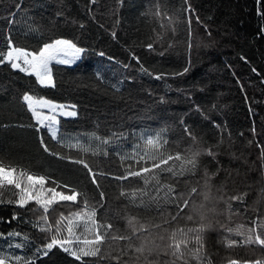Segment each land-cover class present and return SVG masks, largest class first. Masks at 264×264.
Returning <instances> with one entry per match:
<instances>
[{
  "label": "trees",
  "instance_id": "obj_1",
  "mask_svg": "<svg viewBox=\"0 0 264 264\" xmlns=\"http://www.w3.org/2000/svg\"><path fill=\"white\" fill-rule=\"evenodd\" d=\"M258 8L264 4L257 0H0V50H6L8 38L28 50H38L51 39L66 38L85 50L73 66L51 65L54 87H42L34 76L0 65V163L16 168L17 173L24 170L45 176L47 188L65 194H71V189L86 192L97 208L98 219L110 220L123 233L127 231L126 212L158 222L155 206L152 211L134 206L125 209L127 201H121L116 183H109L111 177H98L100 188H96L82 165L45 153L40 137L55 151L73 158L83 156L94 170L122 173L129 163H136L131 159L134 145L139 144L141 155L149 147L140 140L142 133L164 130L183 152L191 144L183 131L188 126L198 139L197 147L216 153L213 158L202 152L198 174L186 173L188 182L180 184L183 191L197 187L202 192L204 170L216 172L209 189L213 198L209 207L214 204L216 213L209 214L211 227L203 234L205 264L264 258L259 246L246 245L241 242L244 237L227 232L240 224L246 231L257 216L264 218V34L260 33L264 16L258 15ZM157 10L160 16L155 15ZM149 43L152 49L147 47ZM25 92L75 105L77 116L59 119L61 138L83 143L92 134L110 138L112 144L102 146L110 156L62 148L46 128L37 132L22 100ZM92 143L95 146L98 141ZM116 151L119 155L127 152L129 159L122 162ZM179 165L177 161L175 167L179 169ZM101 190L105 200H100ZM19 195L14 186H0V253L19 255L33 264H116L112 256L118 248L110 249V241L102 246L103 258L82 256L77 260L58 245L43 254L42 245L50 241L52 233L33 227L43 210L34 201L19 207L15 203ZM232 195L242 199L230 200ZM78 202L79 208L67 202L52 205L50 222L61 213L67 216L83 208V200ZM192 202L205 203L202 194H193ZM161 204L166 211L175 212L172 204ZM63 224L61 235L66 238V220ZM198 224L199 217L191 223L179 221L184 227ZM15 232L21 236L8 237ZM75 236L93 238L80 223ZM148 239L160 243L159 233L153 232ZM227 239L240 243L229 247ZM17 243L25 247L9 248ZM140 243L135 241L136 246ZM67 246L84 245L75 241ZM166 259L170 257L163 254H153L147 261L126 255L121 264H165Z\"/></svg>",
  "mask_w": 264,
  "mask_h": 264
},
{
  "label": "snow or ice",
  "instance_id": "obj_2",
  "mask_svg": "<svg viewBox=\"0 0 264 264\" xmlns=\"http://www.w3.org/2000/svg\"><path fill=\"white\" fill-rule=\"evenodd\" d=\"M257 3L264 4V0H257ZM15 7L19 8L20 5L16 4ZM257 12L258 15L264 16V8H258ZM60 14L57 12V15ZM147 14L151 15V10ZM155 15L160 16L159 10L156 11ZM11 22L9 21V23ZM169 22H171V19ZM260 33L264 34V27H261ZM159 39L160 36H157V40ZM189 39H191V33H189ZM147 47L152 49L153 44L149 43ZM189 47H191V44H189ZM84 51L72 40L66 38L51 39L49 42L42 43L38 50H28L24 47L15 46L12 39L8 38L6 50H0V65L10 66L12 70H18L20 73L34 76L36 82L42 87H54V77L50 63L55 61L58 64H71ZM99 55L103 56L104 53L101 52ZM156 78L160 79L161 77L157 76ZM22 100L35 121L36 131L40 132L42 128H46L51 139L62 148L77 149L79 153L84 154L90 152L92 156H97L101 152L104 157L110 156L107 147H102L112 144V139L110 138H102L92 134L88 143H83L80 139H75L73 142L71 139L66 141L61 138L58 130V115L65 117L77 116V112L74 110L75 105L58 104L45 97L34 96L28 92L23 94ZM69 107L73 110H67ZM4 126L7 127V125ZM215 126L219 127V125ZM183 131L191 140V144L183 152L180 150L179 143L167 137L164 130L156 131L155 134L151 131L142 133L140 140L149 147L144 149L141 155L138 151L139 144L134 145L131 159L135 160L136 163L135 165L129 163L122 173L119 170L114 173L106 170H94L83 156L73 158L60 151H55L49 147L43 136L40 137V147L45 153L61 160L68 159L74 164L82 165L84 169H87V175L91 177V183L96 188H100L98 177H111L109 183L115 182L119 188V198L122 202L127 201L125 209L129 206H134L137 210L143 208L147 211H152L153 206H155L158 222L156 219L141 220L138 216H133L126 212L123 218L127 224V231L123 233L110 220L101 222L98 219L97 208L95 205L90 204L86 192L80 193L75 189H71V194H65L62 191H57L56 188H46L47 178L43 175H33L24 170L17 173L16 168L0 163V186H14L19 190V198L15 200L19 207H24L29 201H35L43 209V214L37 218L38 222L33 227L45 234L52 233L50 241L42 245L43 254L45 255L54 246L58 245L77 260H80L82 256L103 258L105 254L102 246L110 241V249L113 247L118 248L116 255L112 256L116 264H121L122 258L126 255H134L137 260L143 259L147 261L153 254L157 257L161 254L165 258L170 257V259H166L165 264H191L193 260L197 264H205L206 253L204 251L203 234L206 229L211 227V223L208 220L209 214L216 213L214 204L209 207L213 200L209 193L210 180L216 175V172L209 174L207 169L204 170V190L202 192L197 187H192L190 191H183L180 189V184L188 182L186 173H191L193 176L198 174V161L202 152H206L208 156L213 158H215L216 153L211 148L202 149L197 147L196 145L199 142L191 128L185 126ZM113 136L115 137V134ZM93 140L98 141L95 146H93ZM115 154L119 155V152L116 151ZM119 158L123 162L129 159V154L125 152L123 155H119ZM141 161H147V163H141ZM177 161L180 162L179 169L175 167ZM141 181L142 185L140 184ZM64 187H67V185H64ZM47 192L52 195H46ZM193 194H202L205 203L198 205L193 203ZM99 196L100 200H105L106 198L103 190L100 191ZM81 199L83 200V208L75 212H69L67 216L61 213L54 223L50 222L52 219L50 208L57 201H72L79 208L78 201ZM240 199L242 197L237 195L230 197V200ZM161 201H163L164 205L172 204L175 212L166 211ZM224 202L228 203V201ZM52 211L54 212L55 209H52ZM196 217H199L197 227L179 226L180 220L183 219L191 223L195 221ZM13 219H16V217L13 216ZM65 220L67 221L66 238L61 235L65 230V225L63 224ZM77 223L82 224L85 234L92 235L93 238L84 239L82 241L83 247L72 249L67 245L73 243V238H75L76 242H80L79 236H75ZM173 225L177 226L173 227ZM244 229L245 226L240 224L235 228H227V232H235L237 235L244 237L241 241L242 243L257 245L264 251V218L257 216L252 221V226L248 227L246 231ZM153 232L159 233V244L148 239V236ZM12 236L19 237L21 233L8 234V237ZM24 239L27 240V235H25ZM136 240L141 241L139 246H136ZM238 243L240 242L235 239H227V246L229 247L236 246ZM13 247L23 248L25 244L9 245L10 249ZM40 251L41 249L38 248L37 252ZM12 262H15V264H33L32 261L25 260L22 256L14 254L5 256L0 253V264H12ZM227 264H264V258L249 259L243 262L237 259H230Z\"/></svg>",
  "mask_w": 264,
  "mask_h": 264
},
{
  "label": "rangeland",
  "instance_id": "obj_3",
  "mask_svg": "<svg viewBox=\"0 0 264 264\" xmlns=\"http://www.w3.org/2000/svg\"><path fill=\"white\" fill-rule=\"evenodd\" d=\"M81 56H82V53L80 54V56H79V58L78 59H75V60H73V62L71 63V64H62V65H66V66H73V65H75L79 60H80V58H81ZM52 64H58V63H56L55 61H52L51 63H50V68H51V65ZM45 87H50V86H45ZM68 106H71V105H68ZM67 110H73L71 107H69ZM75 110V109H74ZM76 111V110H75ZM60 118H74V117H65V116H59L58 115V121H59V119ZM45 187H46V185H45ZM47 188V187H46ZM46 195H48V196H51L52 194L50 193V192H47L46 193ZM35 202V201H34ZM60 202H67V203H73L72 201H57V203H60ZM56 203V204H57ZM54 205V204H53ZM39 206V205H38ZM40 207V206H39ZM43 210V209H42ZM66 223H67V221H66ZM83 240H80V242H77V243H81ZM73 242H75V240H73Z\"/></svg>",
  "mask_w": 264,
  "mask_h": 264
}]
</instances>
